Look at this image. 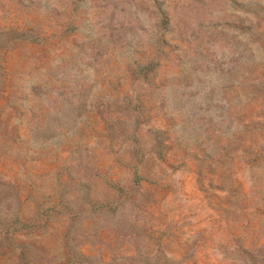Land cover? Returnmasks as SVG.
<instances>
[{
    "label": "rangeland",
    "instance_id": "1",
    "mask_svg": "<svg viewBox=\"0 0 264 264\" xmlns=\"http://www.w3.org/2000/svg\"><path fill=\"white\" fill-rule=\"evenodd\" d=\"M0 264H264V0H0Z\"/></svg>",
    "mask_w": 264,
    "mask_h": 264
}]
</instances>
